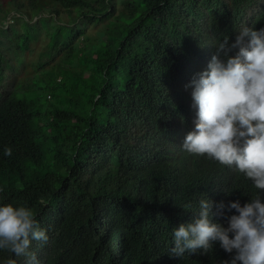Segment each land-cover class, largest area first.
Wrapping results in <instances>:
<instances>
[{"label":"trees","instance_id":"trees-1","mask_svg":"<svg viewBox=\"0 0 264 264\" xmlns=\"http://www.w3.org/2000/svg\"><path fill=\"white\" fill-rule=\"evenodd\" d=\"M243 27H264V0H0V204L33 210L48 236L31 242L39 264L231 259L219 243L208 254L171 249L174 227L201 199L215 213L220 201L243 205L260 191L181 146L195 127L185 85ZM43 38L48 57L37 66L52 65L51 82L20 87L15 57L23 52L24 71ZM8 258L25 264L0 250V264Z\"/></svg>","mask_w":264,"mask_h":264},{"label":"clouds","instance_id":"clouds-1","mask_svg":"<svg viewBox=\"0 0 264 264\" xmlns=\"http://www.w3.org/2000/svg\"><path fill=\"white\" fill-rule=\"evenodd\" d=\"M185 87H191L195 127L186 133L182 149L234 168L260 191L243 205L239 199L227 205L220 201L215 213L214 202L201 199L193 219L174 227L171 254H208L219 243L226 253L234 252L219 264H264V27H243L234 42L225 37L207 68ZM4 155L11 156L12 149L6 147ZM233 209L236 214L229 215ZM214 215L224 217L227 226L214 222ZM32 241H48L33 210L0 204V250L25 257V264H39L29 251ZM3 264L17 262L8 258Z\"/></svg>","mask_w":264,"mask_h":264},{"label":"rangeland","instance_id":"rangeland-1","mask_svg":"<svg viewBox=\"0 0 264 264\" xmlns=\"http://www.w3.org/2000/svg\"><path fill=\"white\" fill-rule=\"evenodd\" d=\"M101 25L102 24H99L98 26H89L88 30H87V33L89 35L97 33L99 28L101 27ZM46 42H47V40L43 38V39H41V41L37 45L33 46V52H29L28 55H27V65H26L24 71H23V68H22V66H23V57H24L23 52L19 53V55L17 57H15V60H14L15 66L19 67V71L17 72V75H19V77H18V79H19L18 85H20V87L26 82V80L29 81L30 83H34L36 86H41V87H46L47 83L51 82V80L48 79L46 76L44 77L43 74L47 73L48 68L52 67V65L49 64L47 66H41V64H39L37 66V64L40 61H42V60H44V59H46L48 57V52H45V51L40 52ZM38 52H40L39 55L37 54ZM32 53L36 54L35 64H36L37 67L35 68L36 72H33V73L30 74V72H31V70L33 68L32 67V63L34 61V56H33ZM56 91L60 95L59 89H57ZM40 94L42 95L41 100H44V95H45L44 90L40 91ZM56 98H57V96H54V100Z\"/></svg>","mask_w":264,"mask_h":264}]
</instances>
